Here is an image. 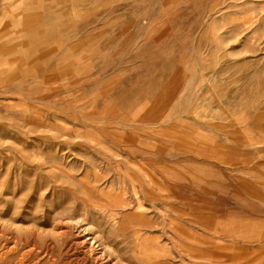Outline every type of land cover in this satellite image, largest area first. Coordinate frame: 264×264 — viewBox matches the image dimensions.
<instances>
[{
	"label": "rangeland",
	"instance_id": "rangeland-1",
	"mask_svg": "<svg viewBox=\"0 0 264 264\" xmlns=\"http://www.w3.org/2000/svg\"><path fill=\"white\" fill-rule=\"evenodd\" d=\"M0 264H264V0H0Z\"/></svg>",
	"mask_w": 264,
	"mask_h": 264
}]
</instances>
